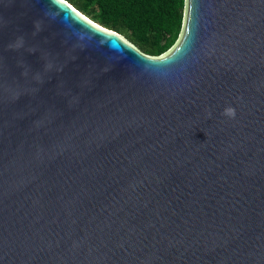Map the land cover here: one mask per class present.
<instances>
[{
	"label": "water",
	"instance_id": "obj_1",
	"mask_svg": "<svg viewBox=\"0 0 264 264\" xmlns=\"http://www.w3.org/2000/svg\"><path fill=\"white\" fill-rule=\"evenodd\" d=\"M0 264H264V0H186L161 55L0 0Z\"/></svg>",
	"mask_w": 264,
	"mask_h": 264
},
{
	"label": "trees",
	"instance_id": "obj_2",
	"mask_svg": "<svg viewBox=\"0 0 264 264\" xmlns=\"http://www.w3.org/2000/svg\"><path fill=\"white\" fill-rule=\"evenodd\" d=\"M97 23L118 31L142 51L161 55L179 39L186 0H67Z\"/></svg>",
	"mask_w": 264,
	"mask_h": 264
},
{
	"label": "clouds",
	"instance_id": "obj_3",
	"mask_svg": "<svg viewBox=\"0 0 264 264\" xmlns=\"http://www.w3.org/2000/svg\"><path fill=\"white\" fill-rule=\"evenodd\" d=\"M39 25H40V22L37 21L36 22L37 29H39ZM223 115L224 116H227L230 119H235V117H236V110H235L234 107L229 106V107H227V108L224 109ZM209 117H211V113H209Z\"/></svg>",
	"mask_w": 264,
	"mask_h": 264
}]
</instances>
